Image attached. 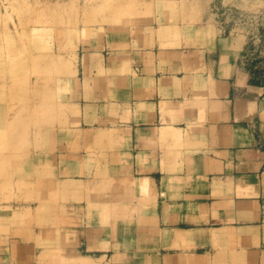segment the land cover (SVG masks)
I'll list each match as a JSON object with an SVG mask.
<instances>
[{
  "label": "crops",
  "instance_id": "1",
  "mask_svg": "<svg viewBox=\"0 0 264 264\" xmlns=\"http://www.w3.org/2000/svg\"><path fill=\"white\" fill-rule=\"evenodd\" d=\"M207 27L81 45L77 119L17 157L34 201L1 196L0 264H263L264 60ZM42 167L62 200L41 230Z\"/></svg>",
  "mask_w": 264,
  "mask_h": 264
},
{
  "label": "rangeland",
  "instance_id": "2",
  "mask_svg": "<svg viewBox=\"0 0 264 264\" xmlns=\"http://www.w3.org/2000/svg\"><path fill=\"white\" fill-rule=\"evenodd\" d=\"M148 26L159 35L181 26L225 30L247 41L240 65L264 60V0H0V152L8 153L3 142L11 141L14 154H29L36 122L40 123L36 132L44 130L39 136L46 147L43 152L51 143L49 131L77 119L78 107L71 104L76 98L81 45L102 36L105 28L134 32ZM34 104L37 113L31 115L29 107ZM28 164L27 160L0 161L5 167L4 173L0 171V200L2 196L4 201L18 197L26 203L34 201L31 185L25 182V193L19 187V176L32 175ZM44 170L35 199L46 219L37 226L41 230L62 200L55 191L49 198L50 175ZM28 178L31 183L32 176ZM140 188L148 192V187ZM50 201L52 210L46 207ZM56 229L59 232V225ZM61 241L64 246L65 239ZM168 260L166 264H177L176 258Z\"/></svg>",
  "mask_w": 264,
  "mask_h": 264
},
{
  "label": "bare ground",
  "instance_id": "3",
  "mask_svg": "<svg viewBox=\"0 0 264 264\" xmlns=\"http://www.w3.org/2000/svg\"><path fill=\"white\" fill-rule=\"evenodd\" d=\"M13 97H15L16 95H12ZM49 104H50V102H48L47 104H45V107H49ZM35 105H37V104H34V106L33 105H31L30 107H29V113L31 114V115H35L36 113H37V111L35 110ZM43 107V106H42ZM34 125V131H33V133L35 134V135H38V132H36V130H38V128H39V126H40V123H38V122H36V123H34L33 124ZM3 143H5L6 145H7V148H6V151H8V153H4V152H0V161H15V160H17V157H18V155L17 154H14V152H13V150H14V147H13V145L11 144V141H7V142H3ZM2 147V143L0 144V148ZM2 151V150H1ZM4 169H5V167L4 166H0V171H1V173H4ZM0 177H3V175H0ZM169 261V260H168ZM263 264H264V258H263ZM168 263V262H167ZM79 264V263H78ZM80 264H82V263H80Z\"/></svg>",
  "mask_w": 264,
  "mask_h": 264
}]
</instances>
